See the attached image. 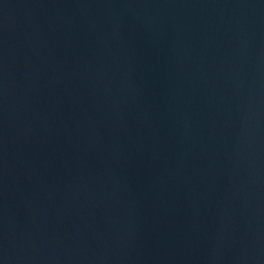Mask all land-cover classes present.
Masks as SVG:
<instances>
[{"label": "water", "instance_id": "1", "mask_svg": "<svg viewBox=\"0 0 264 264\" xmlns=\"http://www.w3.org/2000/svg\"><path fill=\"white\" fill-rule=\"evenodd\" d=\"M0 264H264V0H0Z\"/></svg>", "mask_w": 264, "mask_h": 264}]
</instances>
